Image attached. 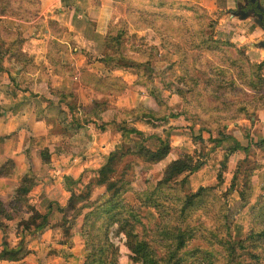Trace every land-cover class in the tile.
I'll return each mask as SVG.
<instances>
[{"label": "crops", "instance_id": "0c3cea01", "mask_svg": "<svg viewBox=\"0 0 264 264\" xmlns=\"http://www.w3.org/2000/svg\"><path fill=\"white\" fill-rule=\"evenodd\" d=\"M184 1L203 4L207 0ZM130 3L42 0L34 17H3L7 29L20 30L25 41L19 56L8 50L0 53V170L9 172L0 174V201L12 211L10 206L25 177L32 179L33 187L28 202L12 220L0 217L6 226L0 230V253L5 241L10 248L25 251L19 260H0V264H84L85 239L81 231L89 209L80 213L66 207L73 193H81L98 179L99 170L111 154L119 149L133 151L141 141L154 150L162 140L171 145V153L163 161L141 163L128 172V195L132 197L153 189L172 161L200 148L193 141L200 131L178 113L181 106L177 95L161 93L156 88L161 76L138 74L133 67L111 70L103 61L106 52H110L108 37L115 25L129 22L127 32L132 36L150 39L153 34L152 30L134 26L129 17ZM249 20L264 32L253 18L240 19L245 24ZM255 48L263 52L264 60V49L259 45ZM139 78L148 83H139ZM160 99L165 102L164 109ZM140 109L157 115L164 113L166 120L153 126L138 114ZM131 128L146 136L127 131ZM227 135L219 147L224 154L240 145L227 160L231 170L253 158L258 165L253 176L255 203L264 194V151L258 146L264 139V110L230 125ZM131 157L127 155L124 163ZM214 166V161L207 158L205 166L191 177L194 191L219 183ZM233 177L226 189L235 198L233 209L237 206L238 211H249L251 205L245 206L239 198L242 180ZM227 182L224 177L222 184ZM107 196V188L96 185L91 200L104 201ZM33 211L45 215L49 225L24 230L20 222L28 220ZM147 211L154 212L150 208ZM237 229L240 237L244 235L248 221L237 220L233 231L236 233Z\"/></svg>", "mask_w": 264, "mask_h": 264}, {"label": "trees", "instance_id": "16d2710c", "mask_svg": "<svg viewBox=\"0 0 264 264\" xmlns=\"http://www.w3.org/2000/svg\"><path fill=\"white\" fill-rule=\"evenodd\" d=\"M10 1L0 0V53L3 54L4 50H8L13 56H19L25 39L20 30L15 32L8 30L3 17L12 16L18 19L34 17L38 15L42 0H20L25 2V7H20L19 4L14 12L10 8ZM119 1L131 2L129 17L134 26L138 30H152L153 34L150 39L156 41L155 35L159 36L160 47L153 44L149 46L150 48L130 49L127 52L124 40L127 35L126 31L117 30L120 24L128 27L129 22L123 21L111 29L108 37L110 52H106L103 61L109 69L133 67L138 74H142L146 68L164 70L168 65L166 59L159 60L155 55H152L153 50L151 51V49L155 48V51L160 53L164 48L161 46L165 42L167 51L181 58V62L183 61L180 69L185 76L182 80L185 81L186 76H190L195 83L197 79L191 75L195 74V70L205 75L202 83L206 85L210 93L212 91L218 94L214 98L218 102L217 111L225 113L224 117H221L222 121L235 122L244 118L251 119L259 110H264V61L261 63L251 62L244 51L236 48L238 57L230 60L228 64L223 63L222 66L210 65L204 67L207 69L202 68L200 63L204 59L205 53L215 56L214 54L221 48V45L231 47L234 45L211 37L206 32L205 25H199L193 32L191 31V36L193 39L195 38V41L189 43L191 49L199 52V61L193 59V63L190 62L189 52L182 49V45L188 42L182 37L178 38L177 31L183 21L182 11L185 9L195 11L198 8L193 6L192 2L184 0ZM199 10L203 13L202 9ZM167 22L166 26L171 27L163 32L161 25L167 24ZM53 44L61 46L58 43ZM169 45L175 46L178 50H172V47H168ZM205 70L207 74H205ZM180 79L181 77L177 78L181 81ZM238 81L244 87L254 91L251 99H248L244 94L242 99L231 100V97L227 96L225 90L227 86L225 85L231 84L234 88L241 90ZM138 82L148 83L142 78H139ZM177 94L184 102L182 91L180 90ZM237 96L239 94L232 97ZM159 102L164 109V100L160 99ZM185 111L190 112L188 108H185ZM148 112L150 111L147 109L138 110V114L141 113L146 121L153 126L165 122L166 115L164 113L157 115ZM198 126L200 135L193 137V141L200 145V148L195 149L191 154H182L178 159L172 161L164 170L163 177L156 186L153 189L135 193L132 196L133 200H130L128 195L131 190L127 178L128 172L141 163L157 164L166 159L172 150L168 142L162 140L160 147L154 150L141 141L136 144V151L119 149L113 152L107 163L99 170L98 179L95 182L91 181L81 193L72 194L66 210H78L81 213L85 209H89L84 214L81 231L85 239L84 264H119L120 249L115 238L121 235L126 238L125 243L132 253L130 257L132 262L139 264H196L199 257L204 260L205 264H238L239 252L244 250H248L252 264L264 262V194L253 203L255 193L253 176L258 165L244 171V184L239 191V198L245 206H252L247 218L248 229L237 240L233 235V224L229 222L228 190L224 193L218 191L223 183V170H220L218 174V186L200 187L194 191L191 184V177L205 166L207 158H209L206 152L208 146L214 144V147L219 148L228 137L227 133L223 132L227 125H222L224 128L221 129L220 125L219 128L214 127L215 125H212L210 121L201 120L198 121ZM127 131L146 136L135 128ZM214 134L219 137H215ZM258 146L264 151V139L258 143ZM239 148L240 145L237 144L228 149L224 155L223 169L226 168V161L231 154ZM204 150L205 152H203ZM127 155L133 157L129 162L124 163V158ZM121 164L124 165V168L122 167L120 170ZM241 166L237 167L241 169ZM0 174L8 175L9 172L1 169ZM96 185L107 188L106 200H91ZM32 187V179L25 177L10 206L12 211L3 201H0V217L5 221L12 220L22 206L28 202V194ZM149 208L153 209L155 216L156 214L158 216V221L153 225L145 214ZM199 212L211 219L213 224L206 225L202 221L193 224L192 219ZM4 220L0 219V230L6 228ZM20 225L24 230L33 227L40 229L48 226L49 222L45 215L33 211L30 218L22 220ZM199 241L207 247L198 246L192 249V244ZM24 252L23 249L10 248L9 243L5 241V248L0 253V260L17 261L22 255L21 253Z\"/></svg>", "mask_w": 264, "mask_h": 264}, {"label": "rangeland", "instance_id": "374dc122", "mask_svg": "<svg viewBox=\"0 0 264 264\" xmlns=\"http://www.w3.org/2000/svg\"><path fill=\"white\" fill-rule=\"evenodd\" d=\"M239 1L241 0H207L203 4L191 3L193 4V6H196L199 9H202L203 13H201V11L198 8L195 11L191 9L190 10L185 9L182 11V13L184 14L183 21H181V26H179V29L177 31V37L178 38L182 37L183 39H186V41L188 42L182 45V49L189 52V59L191 63H193V59L199 61L198 60L199 52L197 50L191 49V45L189 44L191 41L192 42L195 41V38L193 39L191 34L199 25H205L206 32L210 34L211 37H215L217 40L223 41V43H231L232 45H234V47H231L229 45L223 46L220 44L221 48L217 50L216 54H214L215 56L210 55L209 53H205L204 59L200 63L202 68H204L205 66L209 67L210 65H221L222 66L223 63L228 64L230 60H233L234 58L236 59L238 57L236 48H239L242 51H244L246 54V57L251 62L261 63L264 61L261 59L263 52L261 54V52L259 50H256L257 48H255L258 46L257 45L258 40L260 38L264 39V32L259 31L257 26L253 24L254 22L252 20H249L248 24H245L241 22L239 18H236V17L234 18L230 14V11L236 10L237 2ZM10 3H11L10 8L12 12L16 11L19 4H20V7H25V4H24L25 2H21L20 0H11ZM166 25H168V22L167 24L161 25V29H163V32L170 29L171 27V26H166ZM127 28L128 27H125L124 24H120L117 27V30H122L124 32L126 31L127 33V35H125L124 37L125 49L127 50V52H129L130 49H141L142 47L143 48L148 47L149 44L150 46L153 45L151 41L152 39H149L148 37H144V36H139V37L132 36L130 35L129 30L127 32ZM186 30L188 33L186 32ZM155 37H156L155 40L157 42V47L159 48L160 38L157 35H155ZM161 47H164L162 48L163 54L162 52L158 53L157 51H155V48H153L151 49V51L153 50L152 55H155V57L159 58V60L166 59L165 61L168 63V65L166 66L167 70L166 69L164 70L155 69L154 71H152L151 68L149 69L146 68L144 69V75L153 76L156 73L157 76L162 77V80L156 84V88L161 93L164 91H167L168 93L177 95L178 102L181 106L178 113L184 115L186 119H188L189 121H191V123H193L194 126H197L198 127L197 130L199 129L198 121L204 120V121H210L212 125H215L214 127L219 128V125H220L221 129L224 128L222 127V125L226 124L227 127L224 128L223 132L227 133L229 126L238 123L240 119L235 122H232V121L227 122L225 120L222 121L221 117H224L223 115H225V113L223 111H217L218 102L214 98V96L217 97L218 94L213 93L212 91L210 93L206 85L202 83L205 79V75L201 73L200 71L195 70V74H191L197 79L195 83L194 81H192L190 76H186L185 81L182 80L185 76L183 71H181L180 69L181 63H183V61L181 62V58L167 51L165 42L163 43ZM168 47H172V50L174 49L178 50L175 46L169 45ZM204 69H207V68H204ZM205 74H207L206 70H205ZM234 75L236 74L234 73ZM179 77H181L180 80L182 82L177 80V78ZM229 79H230V76H229ZM196 83H198V85H196ZM228 85H231V84L225 85L227 86L225 87V90H226L227 96L231 97L230 98L231 100L235 98L242 99L243 94L246 95L248 99H251L252 94H254V91L249 90L248 88L244 87L241 83H239V81H238V85L241 86V90L239 88H234L233 85L231 86H228ZM180 90L182 91L183 98L185 99L184 102L181 100V98L177 94ZM236 94H239V96L232 97V96H236ZM185 108L186 109L188 108L189 111L193 113V115H191L190 112H186ZM214 136L219 137L217 136V134H214ZM222 144L223 142L221 143V145ZM207 149H208V151H206L207 155L212 161H214V165H215L214 173H216L217 175L219 174L220 170H223L224 177L228 179V182L226 183V185L225 183L221 184L218 191L224 193L226 189H229L230 179L233 177V174L235 175L233 177L234 180L235 179L242 180V182H240V189H242L243 184H244V175H245L244 171L255 168L254 158L249 161L250 163H243L241 166L242 167L241 169L239 167L237 168L235 167L232 170L229 168V166H227V161H226V168L223 169V161H225L224 160L225 154L223 150H219V148L214 147V144L209 145ZM136 150L137 149L134 147L133 151H136ZM227 151L228 150H226V152ZM203 152H205V150ZM234 180H232V183L234 182ZM218 185L219 183L216 182L214 185H210V186H218ZM133 193L135 192L133 191ZM129 198L130 200H133V198L131 197V194L129 195ZM233 199H235L234 196H231L228 191L227 200L230 206V212H229L230 224L234 225V223L237 220L248 221L247 218H248V214L250 210L246 212L245 211L241 212V211H238L237 206H235L237 210L233 209L234 207ZM153 213L154 212H148V211L145 213L147 218L150 219L152 225L158 221L157 214L155 216ZM200 221H202L206 225L213 224V221L201 212H199L194 217V219H192V223L197 224ZM238 230L239 229H237L236 233L233 231L234 233L233 235L235 239L237 240H239L240 238L239 236L240 233L238 232ZM115 241L117 242V245L119 246V249H120L119 264H139V263L132 262L130 258L132 256V253L129 254L128 249L125 247L126 238L124 235L116 237ZM198 246L207 247L206 245L202 244V242L199 241V242H194L191 248L195 249ZM159 251L162 252L160 249ZM239 254H240V257L238 259V264H252L250 257H249L248 250L240 251ZM196 264H205V262L201 257H199L196 260ZM261 264H264V262H262Z\"/></svg>", "mask_w": 264, "mask_h": 264}, {"label": "water", "instance_id": "95a60500", "mask_svg": "<svg viewBox=\"0 0 264 264\" xmlns=\"http://www.w3.org/2000/svg\"><path fill=\"white\" fill-rule=\"evenodd\" d=\"M246 4L252 3L254 6L250 8L248 11H245L243 7L244 3L238 4V10L231 11L232 16L238 17L240 19H248L253 18L255 23L259 25L262 29H264V5L262 4V0H245ZM259 47L264 49V39L258 43Z\"/></svg>", "mask_w": 264, "mask_h": 264}, {"label": "flooded vegetation", "instance_id": "af4514ba", "mask_svg": "<svg viewBox=\"0 0 264 264\" xmlns=\"http://www.w3.org/2000/svg\"><path fill=\"white\" fill-rule=\"evenodd\" d=\"M241 3H244V7H243V9L245 10V11H248L250 8H252L254 5L252 4V3H249V4H246L245 3V0H241L240 1ZM240 2H237V7H236V10H238V4L240 3ZM262 4L264 5V0H262Z\"/></svg>", "mask_w": 264, "mask_h": 264}]
</instances>
